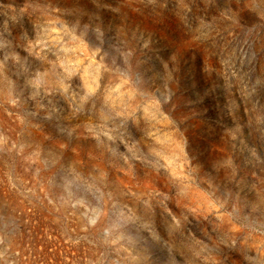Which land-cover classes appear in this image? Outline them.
<instances>
[{"label": "rangeland", "instance_id": "obj_1", "mask_svg": "<svg viewBox=\"0 0 264 264\" xmlns=\"http://www.w3.org/2000/svg\"><path fill=\"white\" fill-rule=\"evenodd\" d=\"M0 264H264V0H0Z\"/></svg>", "mask_w": 264, "mask_h": 264}]
</instances>
